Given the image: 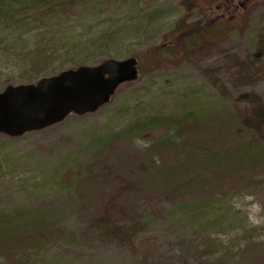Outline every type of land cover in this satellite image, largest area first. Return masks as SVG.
<instances>
[{
  "label": "rangeland",
  "instance_id": "rangeland-1",
  "mask_svg": "<svg viewBox=\"0 0 264 264\" xmlns=\"http://www.w3.org/2000/svg\"><path fill=\"white\" fill-rule=\"evenodd\" d=\"M228 18L193 57H151L178 27ZM129 57L137 79L96 112L0 134V225L17 228L0 264H264V160L225 178L201 162L264 104V0H0V90ZM111 194L128 214L101 223Z\"/></svg>",
  "mask_w": 264,
  "mask_h": 264
},
{
  "label": "water",
  "instance_id": "water-1",
  "mask_svg": "<svg viewBox=\"0 0 264 264\" xmlns=\"http://www.w3.org/2000/svg\"><path fill=\"white\" fill-rule=\"evenodd\" d=\"M138 77V61L106 59L81 65L35 83L0 90V133L17 137L41 130L68 115L93 113L110 101L117 87Z\"/></svg>",
  "mask_w": 264,
  "mask_h": 264
},
{
  "label": "trees",
  "instance_id": "trees-1",
  "mask_svg": "<svg viewBox=\"0 0 264 264\" xmlns=\"http://www.w3.org/2000/svg\"><path fill=\"white\" fill-rule=\"evenodd\" d=\"M230 1L231 0H227ZM233 4V2H232ZM231 6V4H230ZM232 9V7H230ZM229 9V10H230ZM233 18H228L225 21L220 20V22H207L205 24H200L199 22H193L190 25H184L178 27L177 31L172 33L170 38L166 43H161L158 46L154 47L151 51V57L164 58L166 54L170 59H174L177 55L174 56L173 51L178 52L181 57L191 58L193 57L194 48H207L209 45H205L204 42L208 41L209 38L216 39L222 34L226 33L233 26ZM177 53V54H178ZM238 116V117H237ZM235 118L238 123L237 127H234V124H230L231 130L227 134V138H232L231 140H226L224 143L214 147L211 152H209L208 157L204 159L203 163L217 162L219 167L215 173L217 177L225 178L237 170L240 167L248 162H257L264 160V147L261 145L260 148H257V144L253 142H248L245 139L255 140H264V104L259 101L252 103L250 109L240 112ZM202 119V118H201ZM201 119L199 121H201ZM228 122L230 121L227 119ZM197 121V122H199ZM225 119H222L221 123H217L213 128L219 132V129L222 128ZM235 139H240L243 141L238 142ZM232 142L233 144L226 146V142ZM225 144V146H224ZM203 144L202 146H205ZM185 163H179L174 166L171 171H167L162 174L160 181L167 184L168 182H175L178 178L176 172L179 171V168L185 167ZM163 167V165L161 166ZM173 172V174H172ZM156 171L151 174L152 178H155ZM180 175V174H179ZM138 191L136 185H128L126 188H121L117 191V194L120 196L121 192L123 196L127 195L129 192ZM111 194L103 198L104 209L96 215V219L101 221V223H107L110 219H119L127 216L128 211L125 206L119 204L115 205V202L119 199V196ZM107 198V199H106ZM132 200V199H129ZM102 202V203H103ZM117 217V218H116ZM118 221V220H117ZM19 227V224L18 226ZM23 225L20 224L19 231L24 230ZM17 228H14L12 224L0 225V246L4 247L7 251L13 250L15 234ZM38 237L41 239L42 236L38 234Z\"/></svg>",
  "mask_w": 264,
  "mask_h": 264
}]
</instances>
